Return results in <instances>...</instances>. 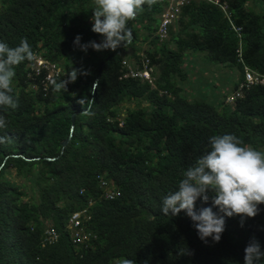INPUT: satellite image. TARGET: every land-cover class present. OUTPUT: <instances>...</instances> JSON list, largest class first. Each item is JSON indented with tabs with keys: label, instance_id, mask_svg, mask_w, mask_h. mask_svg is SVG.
<instances>
[{
	"label": "trees",
	"instance_id": "obj_1",
	"mask_svg": "<svg viewBox=\"0 0 264 264\" xmlns=\"http://www.w3.org/2000/svg\"><path fill=\"white\" fill-rule=\"evenodd\" d=\"M169 5H144L129 22L127 47L85 52L77 35L82 44L103 39L91 30L94 0H0V41L16 47L27 38L35 54L15 69L18 108L3 112L0 264H245L253 237L264 250V204L243 227L241 217H225L219 243L202 241L185 212L161 211L210 137L234 134L264 151V85L246 84L247 71L264 78V0H189L164 40ZM197 55L230 71L233 92L242 93L234 105L225 88L192 86ZM38 58L60 70L57 82L81 72L54 92L49 71L36 72ZM146 67L151 80L131 76ZM125 104L134 106L122 117ZM99 177L120 196L107 199ZM211 206L197 200L195 210ZM83 211L90 238L75 244L68 226ZM49 229L57 239L48 240Z\"/></svg>",
	"mask_w": 264,
	"mask_h": 264
},
{
	"label": "clouds",
	"instance_id": "obj_2",
	"mask_svg": "<svg viewBox=\"0 0 264 264\" xmlns=\"http://www.w3.org/2000/svg\"><path fill=\"white\" fill-rule=\"evenodd\" d=\"M157 3L158 0H94L91 30L101 35L103 39L99 43L90 41L82 44V37L77 35L74 44L85 52L89 48L101 52L127 47L133 38L129 22L143 11L144 5L150 8ZM34 59L35 54L27 38H22L16 47H10L6 42L0 41V110H2L0 130L7 127L3 112L16 110L19 106L18 98L13 95L15 69L23 62H32ZM80 72V69L73 68L66 80L60 82L52 80L53 91L67 90L68 83L75 82ZM247 74L251 75L248 71ZM254 78L253 83L246 79V84L264 85V78ZM4 139L0 137V141ZM197 200L204 203L211 200L212 206L197 212L195 210ZM262 204H264V151L244 144L243 140L234 134H224L209 138V150L184 171L183 178L178 183V190L162 198L161 211L164 215L172 216L185 212L194 222L202 241L207 243L208 238H211L215 243H219L225 231V217H241L243 227L244 219L256 217ZM213 208H217L219 212H214ZM78 232H81L82 237H86L81 242L88 241L90 236L85 234L81 227ZM72 238L73 242L78 244L76 238L73 236ZM55 239L57 234L56 238L52 239L48 236V240ZM244 260L245 264H261L264 261V250L255 237L245 248ZM121 264L136 262L123 258Z\"/></svg>",
	"mask_w": 264,
	"mask_h": 264
},
{
	"label": "rangeland",
	"instance_id": "obj_3",
	"mask_svg": "<svg viewBox=\"0 0 264 264\" xmlns=\"http://www.w3.org/2000/svg\"><path fill=\"white\" fill-rule=\"evenodd\" d=\"M148 45H141L142 48H146ZM196 61V65L199 66L198 69H195L192 73V81L191 84L192 86H198L199 84L201 85H207L209 87L212 88H216L217 86L225 88L226 90L224 91L223 94L226 93L227 95V99H226V103L232 104L234 105V101L236 98H239L242 96L241 91H239L238 94H235L236 91L233 92V86L230 84V71L224 70V69H220L218 66H213V63H210L211 61H209L206 57H203L202 55H197V57L194 58ZM191 70V69H190ZM235 76H240V72H238V70L236 71ZM234 79V78H233ZM246 79H248V76L246 74ZM189 83V82H188ZM187 85V83L185 84ZM248 86V85H247ZM197 88V87H196ZM207 91V89H205ZM194 92L190 91L188 92V95H192ZM207 93V92H206ZM209 94V92H208ZM134 106V104H125V107L122 109L121 112V116L124 117V113L126 112V109H128L129 107ZM16 182L20 183V184H24V180L21 178H16L15 179ZM108 185V188L110 190H112L111 186ZM72 219V218H71ZM83 219H87L89 220L88 216H87V212L84 211L82 213H80V221L82 224ZM68 229L72 232V236L75 238L76 235V230L73 228V225L70 221ZM47 234L48 236L52 239L53 235H52V230H47ZM78 244H83L82 242H78Z\"/></svg>",
	"mask_w": 264,
	"mask_h": 264
},
{
	"label": "built area",
	"instance_id": "obj_4",
	"mask_svg": "<svg viewBox=\"0 0 264 264\" xmlns=\"http://www.w3.org/2000/svg\"><path fill=\"white\" fill-rule=\"evenodd\" d=\"M205 1L215 2V0H205ZM188 3L189 0H170V5L166 8L165 13L161 16V24L158 34L162 39L165 40L168 38L169 28L173 24V22L177 20L179 16L180 8H182ZM124 65H126V62H124ZM35 69L37 74H39L42 69L48 70L50 75L48 76L47 81L50 82L52 81L54 75H58L60 73L59 69H57L55 66L50 65L42 58L36 59ZM151 72H152L151 69L146 67L143 71H137V72L131 71V76L138 77L144 80H151ZM247 76H248L247 79L248 82L253 83L255 81V78L252 75L247 74ZM98 179L100 180L101 187L105 188L104 190L106 192L107 199L114 200L120 196V194L110 190L108 188V184L105 181H103L100 177ZM71 223L73 225V228L76 230L75 240L77 242H81L82 239H86V237L81 236L80 234L81 232H78L81 227L80 214H75L72 217ZM52 235H53L52 238H56V234L54 232H52Z\"/></svg>",
	"mask_w": 264,
	"mask_h": 264
},
{
	"label": "water",
	"instance_id": "obj_5",
	"mask_svg": "<svg viewBox=\"0 0 264 264\" xmlns=\"http://www.w3.org/2000/svg\"><path fill=\"white\" fill-rule=\"evenodd\" d=\"M75 117H76V114H74L73 117H72V123H73V124L75 123ZM70 140H71V136H70L68 139H66L65 141H63V142L61 143V145H62V150L65 149V147L69 144ZM48 160H49V161H54L55 159H50V158H48ZM26 161H31V160L26 159Z\"/></svg>",
	"mask_w": 264,
	"mask_h": 264
}]
</instances>
